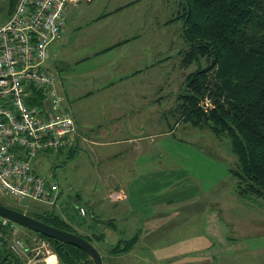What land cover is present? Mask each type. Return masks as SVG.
<instances>
[{
  "label": "rangeland",
  "instance_id": "rangeland-1",
  "mask_svg": "<svg viewBox=\"0 0 264 264\" xmlns=\"http://www.w3.org/2000/svg\"><path fill=\"white\" fill-rule=\"evenodd\" d=\"M6 7L7 0H0V26L7 16ZM132 22L136 21L132 19ZM173 27L176 29L177 26ZM176 41L175 37L174 46L153 47L156 51L170 47L168 60L162 65L155 63L151 70L153 87L149 88L154 101L153 110L155 113H169V124L167 126L165 120L157 126L153 124L151 129L154 132L159 130L155 133L161 132L162 137L153 138L152 142L145 138L136 144L150 143L151 149L144 152L157 154L158 158L146 165V174L141 176L143 185L147 186L136 198L141 201H136L132 207H124L135 210L133 215L109 210L104 194L107 187L113 185L123 189L120 193L128 192L125 185L132 181L134 175L128 165L131 154L128 153L131 150L129 142L109 146L110 150L106 153H118L110 159L92 151L91 144L80 145L71 157L67 150L58 154L54 151L41 154L33 162V169L65 189L59 201L58 196L39 201L19 199L1 186L0 201L25 211H43L54 205L76 232L83 235L81 224L85 226L93 218L99 220L93 233L104 232L105 239L93 242L102 255L103 264H264V198L250 192L245 186L247 182L240 180L237 158L228 137H215L208 129L188 123L174 124L176 115L172 114V110L176 105V96L183 92L185 76L195 69L194 63L182 65L181 46L180 43L176 45ZM149 129L147 126L146 130ZM78 137L75 136L76 140ZM161 152H164L163 158L159 156ZM165 152H168V158ZM77 193L81 195L79 200ZM61 202L68 208L71 221L64 214L65 207L59 204ZM92 203L95 204L93 207ZM145 204H150L147 208L154 207L166 215L161 218L153 214L142 222L140 214L145 212ZM79 206L84 210L83 215L78 211ZM137 210L140 212L137 213ZM207 213L214 214L212 222L208 219V226L205 223ZM112 218L121 231L109 228ZM79 221H82L80 225L77 224ZM17 227L26 247L20 257L24 260L23 264H36L37 259L46 264L43 258L49 254L54 255V264H62L47 240L34 242L35 234L21 225ZM139 228V239L128 253L115 256L108 253L117 239L130 237Z\"/></svg>",
  "mask_w": 264,
  "mask_h": 264
},
{
  "label": "crops",
  "instance_id": "crops-1",
  "mask_svg": "<svg viewBox=\"0 0 264 264\" xmlns=\"http://www.w3.org/2000/svg\"><path fill=\"white\" fill-rule=\"evenodd\" d=\"M178 1L70 2L65 10L64 31L49 46L50 57L46 67L56 74L55 88L63 96L62 106L70 112L74 120L79 136L76 147L91 144L92 151L102 158L110 159L116 157L118 153H106L110 150L109 146L119 142L131 143L128 165L134 175L132 181L125 185L127 194L120 193L122 188L119 185L107 187L104 194L109 210L115 209L116 212L128 215L135 213L132 208L124 209V207L135 205L136 198L140 197L139 192L147 187L141 180V176L146 174V165L158 158L157 154L144 152L151 149L150 143L136 144L138 140L145 138H149V142H152L153 138L162 137L161 132L155 133L159 130L154 132L151 129L153 124L157 126L158 123L162 124L163 120L166 121L167 126L169 124L168 114H163L161 111L155 113L153 110L154 101L149 88L153 87L151 70L156 66L155 63L162 65L168 60L170 48L156 51L153 47L174 46L175 37L178 41L176 45L180 43L181 51L185 47L181 37L182 21L167 22L175 15ZM118 7L122 8L114 11ZM132 19L136 22H132ZM174 25L177 26L176 29ZM174 29L179 34L175 35ZM153 51H156L155 60ZM176 52L178 53V50ZM42 100V95L39 93L31 94L29 98L31 105L43 106L41 113L46 115L47 110L44 111ZM122 106L125 113H122L124 110ZM147 126L149 130H146ZM114 135L116 136L111 137ZM163 153L159 155L160 158H163ZM165 155L168 158V152H165ZM59 186L62 194L65 189L60 184ZM76 197L78 200L81 199L79 193ZM139 201L141 200L137 202ZM59 204L65 207L63 212L68 216L66 205L63 202ZM93 205L95 204L92 203V207ZM148 205L150 204H145L144 207ZM144 211L140 214L142 222L145 218L153 217V214H158L157 216L161 218L166 215L164 212H158L154 207H146ZM139 212L140 210H137V213ZM92 215L95 217L93 211ZM205 217L208 226L209 220L212 222L214 219V214L207 213ZM94 220L93 218L88 221L85 226L81 224L85 235L93 233L95 225L99 222ZM81 222L77 224L80 225Z\"/></svg>",
  "mask_w": 264,
  "mask_h": 264
},
{
  "label": "trees",
  "instance_id": "trees-1",
  "mask_svg": "<svg viewBox=\"0 0 264 264\" xmlns=\"http://www.w3.org/2000/svg\"><path fill=\"white\" fill-rule=\"evenodd\" d=\"M178 20L183 24L181 37L186 45L180 54L181 63L184 66L194 63L195 69L185 76L183 92L176 96L172 110L176 115L174 124L188 123L208 129L215 137H228L237 158L240 180L247 182L246 189L264 198V0H179L175 15L167 22ZM76 144L75 138L73 145L54 152L67 150L71 157L78 148ZM61 191L59 186L57 196ZM0 203L77 233L54 205L43 211H25ZM110 222L112 231H121L114 219ZM140 229L128 238L117 239L108 253L114 256L128 253L137 243ZM27 230L47 240L62 264H93L78 247ZM2 231L0 264H23L24 260L7 247L10 229L2 227ZM79 235L93 245V241L105 239L104 232Z\"/></svg>",
  "mask_w": 264,
  "mask_h": 264
},
{
  "label": "built area",
  "instance_id": "built-area-1",
  "mask_svg": "<svg viewBox=\"0 0 264 264\" xmlns=\"http://www.w3.org/2000/svg\"><path fill=\"white\" fill-rule=\"evenodd\" d=\"M77 1L18 0L0 26V186L19 199H55L57 182L37 173L33 162L75 141L73 118L62 106L56 74L46 63L50 44L65 28L67 4ZM33 91L42 95L46 115L41 113L43 106L29 102ZM79 212L83 215V208ZM17 226L0 216V237L4 236L2 227L10 229L7 247L21 257L26 247ZM33 240L44 241L37 235Z\"/></svg>",
  "mask_w": 264,
  "mask_h": 264
},
{
  "label": "water",
  "instance_id": "water-1",
  "mask_svg": "<svg viewBox=\"0 0 264 264\" xmlns=\"http://www.w3.org/2000/svg\"><path fill=\"white\" fill-rule=\"evenodd\" d=\"M17 1L18 0H7V16L13 12ZM0 216L6 217L16 224L21 225L33 232L78 247L90 257L93 264H103L102 255L96 249V247L86 238L77 233L57 228L39 219H36L25 212L13 209L1 203ZM36 264H41V261L37 260Z\"/></svg>",
  "mask_w": 264,
  "mask_h": 264
},
{
  "label": "bare ground",
  "instance_id": "bare-ground-1",
  "mask_svg": "<svg viewBox=\"0 0 264 264\" xmlns=\"http://www.w3.org/2000/svg\"><path fill=\"white\" fill-rule=\"evenodd\" d=\"M46 264H54L55 263V257L53 254H49L46 256Z\"/></svg>",
  "mask_w": 264,
  "mask_h": 264
}]
</instances>
